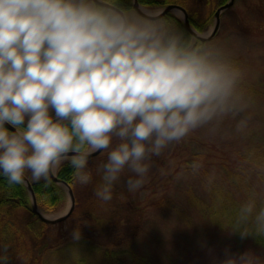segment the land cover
<instances>
[{"label":"clouds","instance_id":"clouds-1","mask_svg":"<svg viewBox=\"0 0 264 264\" xmlns=\"http://www.w3.org/2000/svg\"><path fill=\"white\" fill-rule=\"evenodd\" d=\"M244 76L226 49L177 30L157 10L121 0H0V176L9 185L48 182L67 163L73 181L87 185L89 157L107 152L95 195L111 201L125 169L135 192L153 156L250 107ZM248 119H239L237 132ZM203 160L186 165L192 175ZM246 162L264 178L255 151ZM213 183L207 176L205 187ZM232 227L241 239L264 237V197L255 187ZM71 237L81 240L79 227ZM226 256L223 264H262L251 251ZM9 261L4 245L0 264Z\"/></svg>","mask_w":264,"mask_h":264},{"label":"rangeland","instance_id":"rangeland-1","mask_svg":"<svg viewBox=\"0 0 264 264\" xmlns=\"http://www.w3.org/2000/svg\"><path fill=\"white\" fill-rule=\"evenodd\" d=\"M186 2L191 9L202 11L201 1ZM148 9L160 11L161 7ZM214 21L204 30L206 36L211 35ZM208 42L226 49L242 68L245 74L243 90L252 103L241 116L226 118L215 132L208 127L198 129L180 143L164 149L160 156H153L149 161L150 171L143 188L130 192L127 180L134 174L127 169L121 174L113 189L125 193L135 203L145 207L135 223L137 237L134 246H131V254H136V262L128 261L125 264H223L227 258L226 250L236 257L251 251L264 264V247L247 246L235 237L215 233L211 222L207 221L190 199L194 196L203 200L204 196L194 182L196 177L186 167L197 154L208 152L214 154L211 159H216V165L207 163V166L218 173L223 157H231L236 149L255 147L264 151V0H236L222 14L219 30ZM52 114L54 116V112ZM242 117H249L248 126L243 132H237L236 124ZM118 142L114 141L113 147ZM107 155V152H102L90 159L87 171L101 179V173L97 170L107 162ZM180 173L183 175L180 176ZM75 190L82 206L78 209L75 204L73 213H77V216L73 218H82L93 199L83 194L87 190L84 185L79 184ZM65 194L60 209L53 213H43L53 217L65 215L71 206L69 195ZM235 194L238 196L240 193ZM70 223L71 220L65 225L63 235L69 231ZM4 245L8 248L13 246L8 238L3 237L1 247ZM9 258V264H19L18 260ZM50 264L56 263L51 261ZM59 264L71 263L65 257Z\"/></svg>","mask_w":264,"mask_h":264},{"label":"trees","instance_id":"trees-1","mask_svg":"<svg viewBox=\"0 0 264 264\" xmlns=\"http://www.w3.org/2000/svg\"><path fill=\"white\" fill-rule=\"evenodd\" d=\"M138 1L142 6L149 8L164 7L170 4L184 7L190 14L192 25L199 32H203L210 25L215 11L228 2V0H199L202 2V11H199L191 9L186 0ZM121 3L125 7L134 8L132 0H121ZM203 10H205L204 13ZM164 19L177 30L192 35L186 30L183 22L173 14H167ZM252 151H255L258 161L264 162V151L260 149L255 147L236 149L231 157H223L218 166V173H214L207 166V163L216 165V159L213 161L211 159L214 154L208 152L204 155L197 154V156L203 155L204 160L203 167L200 173L195 175L194 182L198 184V189L202 191L204 199H196L194 196L190 199L207 221L211 222L216 234L230 235L247 246L264 247V237L250 236L241 239L238 233H233L232 227L235 212L239 205L248 198L249 189L255 187L259 196L264 197V178L258 177L252 164L246 162L248 153ZM193 159L186 165L190 164ZM209 175H214V183L210 189L205 187L206 177ZM91 176L92 180L84 185L87 190L83 192L88 198L91 196L93 199L90 208L86 207L87 211L82 218H73L77 216L74 212L70 218L57 224L44 223L33 212L30 196L24 184L9 185L6 178L0 176V247L3 237L8 238L13 244L8 248V255L13 257L12 260H18L19 264H50L51 261L59 264V261H63L65 257L71 264L136 262L134 257L136 254H131V248L137 237L134 229L137 218L145 207L135 203L134 199L124 195L125 193L114 189H112L113 199L111 201L100 200L95 192L97 185L102 181L97 176L92 174ZM57 177L71 186L76 198V207L80 209L82 204L75 190L79 183L73 181V169L65 163L57 172ZM31 184L39 208L53 213L62 207L66 196L65 191L51 178L48 182L34 183L31 181ZM235 193L245 196L240 194L236 196ZM105 209H108L106 213H104ZM70 220L71 227L63 235L64 227ZM77 227L81 230L82 238L74 242L71 232ZM142 260L145 262L144 258Z\"/></svg>","mask_w":264,"mask_h":264},{"label":"water","instance_id":"water-1","mask_svg":"<svg viewBox=\"0 0 264 264\" xmlns=\"http://www.w3.org/2000/svg\"><path fill=\"white\" fill-rule=\"evenodd\" d=\"M236 0H229L226 4L220 6L217 11L214 14V29L211 33L210 36H206L204 33H201L199 31H197L190 22V18H189V14L188 12L181 6L179 5H168L165 6L164 8H162L159 12L162 14V17H164L165 15H167L168 13H173V14H180L181 20L183 21L184 27L186 28V30H188L192 35H203L205 37V39L207 41L211 40L213 37H215V35L217 34V31L219 30V26L221 23V15L227 10L230 9ZM133 5L134 8H136L137 10H139L142 6L139 4L138 0H133ZM144 8V7H143ZM146 9V8H145ZM6 128H8L10 131H15L14 128H12L11 125L6 124L5 125ZM102 152H96L93 153L89 159L98 156L99 154H101ZM56 184L60 185L61 187H63L66 191V193H68L70 201H71V206L69 211L61 216V217H53V216H47L44 213L41 212V210L39 209L38 203H37V199L35 196V193L33 191L32 185L29 181V179L26 177V182L24 183V185L26 186L28 193L30 195V200H31V208L33 210V212L35 214H37L38 218L47 224H57V223H61L64 222L66 219L69 218V216L72 214L73 210L75 209V196H74V192L72 190V188L69 186V184H67L64 181H61L57 178V175L50 177Z\"/></svg>","mask_w":264,"mask_h":264}]
</instances>
